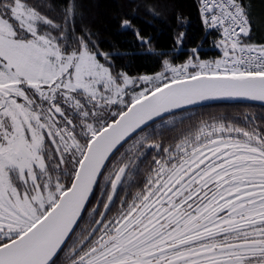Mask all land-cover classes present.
Instances as JSON below:
<instances>
[{
  "label": "snow or ice",
  "instance_id": "snow-or-ice-1",
  "mask_svg": "<svg viewBox=\"0 0 264 264\" xmlns=\"http://www.w3.org/2000/svg\"><path fill=\"white\" fill-rule=\"evenodd\" d=\"M198 6L221 58L193 48L183 64L165 58L132 77L113 71L90 30L77 33L75 0L60 22L0 0V264H57L62 253L67 264H264V130L202 122L158 142L187 106L264 102V43L250 42L242 0ZM148 155L143 187L120 197Z\"/></svg>",
  "mask_w": 264,
  "mask_h": 264
},
{
  "label": "trees",
  "instance_id": "trees-1",
  "mask_svg": "<svg viewBox=\"0 0 264 264\" xmlns=\"http://www.w3.org/2000/svg\"><path fill=\"white\" fill-rule=\"evenodd\" d=\"M40 12L57 22L62 21L68 0H27ZM77 33L87 28L98 45V50L111 57L113 71H121L132 77L155 74L161 70V62L168 58L174 64H183L197 48L201 60L215 61L221 52L215 47L219 36L206 32L202 25L197 0H75ZM249 11L252 31L250 42L264 43V0H242ZM181 17L183 22L177 20ZM130 21L128 27L122 22ZM140 37L151 43L142 44ZM184 32L182 46L176 45V37ZM163 53L164 55H161ZM104 62L103 57H100ZM176 127L161 133L165 145L174 143L182 133L192 132L202 122H233L247 126L254 121L264 130V106L245 103H221L205 105L176 115ZM155 127V125H154ZM151 131V130H149ZM139 164L140 179L145 180L151 157ZM145 175V176H144ZM143 181L141 185H143ZM85 218V217H84ZM84 221V220H83ZM81 221L80 225H82ZM62 253L57 264H66Z\"/></svg>",
  "mask_w": 264,
  "mask_h": 264
},
{
  "label": "flooded vegetation",
  "instance_id": "flooded-vegetation-1",
  "mask_svg": "<svg viewBox=\"0 0 264 264\" xmlns=\"http://www.w3.org/2000/svg\"><path fill=\"white\" fill-rule=\"evenodd\" d=\"M160 142V141H158ZM121 151H124V149H121ZM119 155V154H118ZM149 157H151V155H148L146 158H142V160L140 161V163L144 162V161H147L148 159H150ZM148 158V159H147ZM139 163V164H140ZM109 167H111V165H109ZM140 175H141V172H137L135 176H131L129 179H130V186H129V183H125L124 185H122L119 189V196L120 197H129L133 194H135L136 191H138L140 188L143 187V185H141L142 181H143V178L140 179ZM145 176V175H144ZM96 196L99 197L100 196V192L99 190H97L96 192ZM98 204V200L97 199H93L92 200V204L90 205V207L92 206H96ZM120 206V200L119 198L116 200V205L115 207L112 209V213H114L116 211L117 208H119ZM100 208L101 210H103L102 208V205H100ZM111 215V213H110ZM89 217L87 216V214L85 213V218H84V221L82 223V225H80V229L79 230H83V229H86L88 227V221H89ZM67 264V261L65 262Z\"/></svg>",
  "mask_w": 264,
  "mask_h": 264
},
{
  "label": "water",
  "instance_id": "water-1",
  "mask_svg": "<svg viewBox=\"0 0 264 264\" xmlns=\"http://www.w3.org/2000/svg\"><path fill=\"white\" fill-rule=\"evenodd\" d=\"M221 103H245V104H255V105L264 106V102H260V101H253V100H247V99L221 98V99H211V100L201 101L195 105H190L184 109H180V110H178V112H182L185 110H189V109H193V108H197V107H201V106H205V105L221 104Z\"/></svg>",
  "mask_w": 264,
  "mask_h": 264
},
{
  "label": "built area",
  "instance_id": "built-area-1",
  "mask_svg": "<svg viewBox=\"0 0 264 264\" xmlns=\"http://www.w3.org/2000/svg\"><path fill=\"white\" fill-rule=\"evenodd\" d=\"M198 11H199V6H198ZM199 16H200V14H199ZM212 32H214L215 34H217L219 36V34L216 31H212Z\"/></svg>",
  "mask_w": 264,
  "mask_h": 264
}]
</instances>
